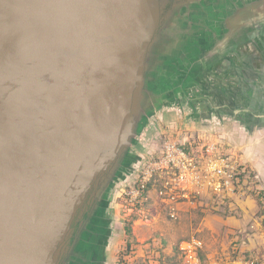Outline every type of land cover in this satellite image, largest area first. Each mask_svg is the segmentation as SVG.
I'll return each mask as SVG.
<instances>
[{"label": "water", "instance_id": "95a60500", "mask_svg": "<svg viewBox=\"0 0 264 264\" xmlns=\"http://www.w3.org/2000/svg\"><path fill=\"white\" fill-rule=\"evenodd\" d=\"M253 1L0 0V264H110L116 200L180 119L233 124L244 151Z\"/></svg>", "mask_w": 264, "mask_h": 264}, {"label": "rangeland", "instance_id": "374dc122", "mask_svg": "<svg viewBox=\"0 0 264 264\" xmlns=\"http://www.w3.org/2000/svg\"><path fill=\"white\" fill-rule=\"evenodd\" d=\"M213 124L202 119L188 123L180 119L165 129V137L192 143L198 150L204 144L216 142L232 152L242 164L240 190L220 206L207 201L198 209L184 205L174 215L155 191L144 204L139 203L143 206H130L123 196L127 187L115 203V213L122 226L119 225L115 234L110 264H179V244L193 237L204 242L203 259L207 263L234 264L238 260L264 263V181L242 163L244 151L233 142V132H229L233 124L227 130L220 127L216 131L209 129ZM175 125L177 129H172ZM220 136L231 139L223 140ZM129 217L137 219L132 225L131 238L126 236L123 223Z\"/></svg>", "mask_w": 264, "mask_h": 264}, {"label": "built area", "instance_id": "2783aa9c", "mask_svg": "<svg viewBox=\"0 0 264 264\" xmlns=\"http://www.w3.org/2000/svg\"><path fill=\"white\" fill-rule=\"evenodd\" d=\"M241 166L232 152L216 142L198 150L192 143L167 137L123 196L130 206H135L155 191L174 215L184 205L198 209L207 201L220 206L240 190ZM203 251L200 238L183 240L178 246L179 264H217L204 261ZM244 264L264 263L253 260Z\"/></svg>", "mask_w": 264, "mask_h": 264}, {"label": "crops", "instance_id": "0c3cea01", "mask_svg": "<svg viewBox=\"0 0 264 264\" xmlns=\"http://www.w3.org/2000/svg\"><path fill=\"white\" fill-rule=\"evenodd\" d=\"M236 75H228L229 80L235 81L238 83L240 80L239 74L235 72ZM241 81V80H240ZM251 99V101H254L255 98H258L261 101L262 107L261 109L263 110L262 113L258 114L261 118H259L258 123H253L252 124V132L250 134V138L246 135H242L244 141H242V144L244 146V153L242 155V163L248 165L250 168H252L253 172L256 174V177L259 180L264 181V95L260 97H254ZM255 102V101H254ZM252 102H250L249 107L246 105L242 109L246 111H251L250 105ZM257 104V102H256ZM260 109V110H261ZM259 110V111H260ZM245 111V113H246ZM241 132V131H240ZM248 141L250 143H253V146H247ZM234 264H244V262L238 260L237 262L235 261Z\"/></svg>", "mask_w": 264, "mask_h": 264}, {"label": "flooded vegetation", "instance_id": "af4514ba", "mask_svg": "<svg viewBox=\"0 0 264 264\" xmlns=\"http://www.w3.org/2000/svg\"><path fill=\"white\" fill-rule=\"evenodd\" d=\"M181 1H183V0H169V4L167 6V10H171L175 6V4H179ZM247 1H253V0H247ZM260 1H264V0H260ZM233 2L236 3V1H232V3ZM253 2H255V1H253ZM225 21H226V19H225ZM225 21L223 23H225ZM251 32H254L256 35H258V37H256L254 39V41L256 43L253 46H256V45H259V44L264 46V26L261 27V26H258V24H257L256 26L253 27ZM248 107H249V105H248Z\"/></svg>", "mask_w": 264, "mask_h": 264}, {"label": "trees", "instance_id": "16d2710c", "mask_svg": "<svg viewBox=\"0 0 264 264\" xmlns=\"http://www.w3.org/2000/svg\"><path fill=\"white\" fill-rule=\"evenodd\" d=\"M143 204H138L137 206L140 207V206H143ZM135 220H137L136 217H129V218L124 219V222H123L124 223V231H125V234L128 238H131L133 236L132 225L135 222ZM127 248L128 249L131 248V243L129 240L127 241ZM119 264H121V263L119 262Z\"/></svg>", "mask_w": 264, "mask_h": 264}]
</instances>
